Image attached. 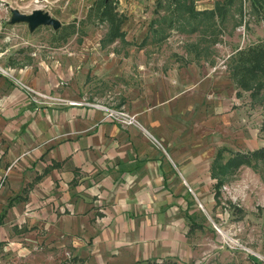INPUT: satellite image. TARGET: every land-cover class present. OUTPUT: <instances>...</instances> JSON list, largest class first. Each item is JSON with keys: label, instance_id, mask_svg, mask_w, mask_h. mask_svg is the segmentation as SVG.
<instances>
[{"label": "crops", "instance_id": "0c3cea01", "mask_svg": "<svg viewBox=\"0 0 264 264\" xmlns=\"http://www.w3.org/2000/svg\"><path fill=\"white\" fill-rule=\"evenodd\" d=\"M114 11L123 35L109 39L107 29L99 49L126 41ZM194 48L192 60L140 69L122 90L139 126L82 101L76 53L0 72V255L26 264H263L264 160L225 175L213 166L264 147V101L241 92L222 62L202 64L209 52ZM99 58L91 75H126L114 56L94 55L92 66Z\"/></svg>", "mask_w": 264, "mask_h": 264}, {"label": "rangeland", "instance_id": "374dc122", "mask_svg": "<svg viewBox=\"0 0 264 264\" xmlns=\"http://www.w3.org/2000/svg\"><path fill=\"white\" fill-rule=\"evenodd\" d=\"M103 1L110 2L124 19L122 28L126 41L114 42L99 49L95 42L108 29V24L100 19L97 11ZM215 1L217 0H194L195 8H212ZM174 3L173 1L171 5ZM168 8L167 3H160L159 0H0V67L7 70L22 65L29 59L48 62L59 56L69 58L76 53V56L78 54L84 58L81 61L83 64H78L76 68L82 101L129 112L123 101L122 90L133 83L134 79H139L140 69L150 72L165 71L175 63L192 60V55H187L186 52L195 50L196 41L201 49L209 52L206 53L209 54L207 58L203 59L206 62L200 61L207 67L221 62L227 65L238 50L264 43V7L256 12L249 0H232L225 5L223 20L216 18L209 28L198 30L183 19L178 20V13H170ZM12 9L23 13H30L34 9L46 11L58 19L61 26L57 30L51 26H39L30 31L24 22L10 23ZM144 36L147 39L142 42ZM82 41L86 44H82ZM84 50L86 53L82 56ZM99 51L102 54L100 56L95 54ZM67 52L73 54L69 55ZM94 55L120 59L126 75L120 79L91 75L97 63L102 61L101 58L93 59L95 64L92 66L91 58ZM208 221L211 222L210 219ZM210 225L215 229L212 222ZM45 251L48 258L49 251ZM34 253L33 250L30 251L29 260L36 256ZM72 259L56 260L55 264H70ZM0 260L1 264H26L11 262L5 253L0 255ZM48 262L46 259L47 264ZM29 263L33 264L35 261Z\"/></svg>", "mask_w": 264, "mask_h": 264}, {"label": "trees", "instance_id": "16d2710c", "mask_svg": "<svg viewBox=\"0 0 264 264\" xmlns=\"http://www.w3.org/2000/svg\"><path fill=\"white\" fill-rule=\"evenodd\" d=\"M162 1L168 4L170 13H178V20L183 19L188 24H192L195 30H198L199 28H209L212 23H215L216 18L223 20L225 5L232 0L216 1L213 9L199 11L194 9L193 0H159L160 3ZM173 1L175 3L171 5ZM249 1H251V5L255 11H259V8L264 7V0ZM97 11L100 19L109 24L107 33L109 39L123 35V32L120 31V23L122 20L118 13L114 11V7L110 2L103 1ZM227 71L237 88L249 91L250 97L254 101H264V43L258 44L255 47L238 50L234 56H231L227 64ZM251 160H264V147L245 153L235 152L232 158L228 159L224 164H220L217 157L213 170H216L215 174L225 175L231 166L238 167L242 163H250ZM137 264L181 263L167 258L159 260L146 259L139 261Z\"/></svg>", "mask_w": 264, "mask_h": 264}, {"label": "built area", "instance_id": "2783aa9c", "mask_svg": "<svg viewBox=\"0 0 264 264\" xmlns=\"http://www.w3.org/2000/svg\"><path fill=\"white\" fill-rule=\"evenodd\" d=\"M0 72L1 73H8V70H5L3 69L2 67H0ZM23 88L26 89V91L29 93V94H32L33 96H38V97H41V98H44L46 100H55L57 102H60V103H68V104H73V103H80V102H70L68 100H65V99H61V98H53L51 97L50 95L48 94H44V93H41L27 85H23ZM37 100V99H35ZM90 106H93L95 108H100V109H103L107 112V117L109 119H111L112 121L114 122H117L118 124H120L121 126L123 127H126V126H130V125H133V126H139V123L137 121V118L135 115L131 114L130 112H127L125 110H122V109H116V108H113V107H109V106H106V105H103V104H99V103H88ZM223 190H227V187L226 186H223ZM223 214L224 215H229L230 214V211H227L226 209L223 210ZM215 229L219 232L220 231V227L219 226H216L214 225ZM232 239L233 243L235 244H239L238 241L234 238H230ZM260 261L264 264V255H259L258 256Z\"/></svg>", "mask_w": 264, "mask_h": 264}, {"label": "water", "instance_id": "95a60500", "mask_svg": "<svg viewBox=\"0 0 264 264\" xmlns=\"http://www.w3.org/2000/svg\"><path fill=\"white\" fill-rule=\"evenodd\" d=\"M20 22L26 23L30 31H34L39 26H51L54 30L61 26L60 21L46 11L34 9L30 13H23L17 9H12L10 23Z\"/></svg>", "mask_w": 264, "mask_h": 264}]
</instances>
